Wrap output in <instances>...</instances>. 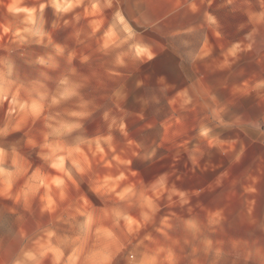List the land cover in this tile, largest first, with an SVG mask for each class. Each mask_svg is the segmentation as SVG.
<instances>
[{
	"label": "rangeland",
	"instance_id": "obj_1",
	"mask_svg": "<svg viewBox=\"0 0 264 264\" xmlns=\"http://www.w3.org/2000/svg\"><path fill=\"white\" fill-rule=\"evenodd\" d=\"M0 0V216L30 264H264V0ZM257 18V19H256Z\"/></svg>",
	"mask_w": 264,
	"mask_h": 264
},
{
	"label": "crops",
	"instance_id": "obj_2",
	"mask_svg": "<svg viewBox=\"0 0 264 264\" xmlns=\"http://www.w3.org/2000/svg\"><path fill=\"white\" fill-rule=\"evenodd\" d=\"M128 1L129 6L125 10L130 25L148 27L158 33L165 28L169 36L196 30L197 9L194 3L186 0H125L126 3ZM259 7V22L262 23V0H259ZM12 240L11 225L0 216V264H30L27 250L13 248Z\"/></svg>",
	"mask_w": 264,
	"mask_h": 264
}]
</instances>
